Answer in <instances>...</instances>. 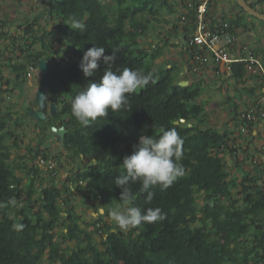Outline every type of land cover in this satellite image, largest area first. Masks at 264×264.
<instances>
[{"label": "trees", "instance_id": "1", "mask_svg": "<svg viewBox=\"0 0 264 264\" xmlns=\"http://www.w3.org/2000/svg\"><path fill=\"white\" fill-rule=\"evenodd\" d=\"M107 1L48 0L50 29L35 28L33 21L9 32L8 19L0 18V42L11 48L9 52L18 49L22 56V61L10 57L5 63L15 80L25 82L30 66L37 68L41 58L50 64L47 99L55 110L45 120L33 117L36 127L43 134L52 127L63 128V147L79 160L61 185L51 182L44 186L38 180L40 168L31 161L47 159L45 148L42 143L29 146L26 154H17L14 160L12 148L22 141L18 131L23 119L14 118L9 104L5 109L0 106V264H39L43 257L46 264H264V162L252 160L248 144L256 125L248 123L246 143L238 146L241 140L235 132L207 121L202 80L182 83L176 65L153 67L168 45L166 38L151 52L141 39L153 28L151 19L160 22L164 5L175 11L168 0H112V12ZM180 1L185 23L182 31L176 25L172 29L181 31L185 65L190 70L189 42L195 19L188 7L190 0ZM193 1L197 6L198 1ZM247 1L264 12V0ZM213 2L208 5V15L213 13ZM236 6L237 13L223 14L222 19L235 28L250 30L249 20L259 19ZM73 19L85 22L87 30H72L66 23ZM61 43L69 49V56L60 54ZM94 45L104 47L106 55L118 50L117 59L112 65L101 60L96 74L85 77L79 64L83 53ZM70 56L73 62L65 63ZM108 67L113 71L136 69L150 74L152 80L129 95L128 106L115 113L109 110L108 117L83 126L71 113V101L90 83L98 82ZM231 69L230 78L241 101L253 89L239 86L245 77L243 62L231 64ZM4 90L0 88V103L5 102ZM227 97L238 116L240 101ZM172 128L184 141L181 163L185 174L167 190L153 189L151 201L147 193H140L139 182L129 185L137 197L132 206L142 210L158 207L166 219L121 231L97 211L89 224L92 228L85 227L74 196L105 211L124 206L122 189L114 184L118 176L126 175L124 156L132 153L141 134L158 137ZM237 131L243 134L240 128ZM248 155L249 166L244 161ZM12 199L15 205L10 203ZM19 224L24 225L22 230H17ZM57 233L68 241L66 247L61 246Z\"/></svg>", "mask_w": 264, "mask_h": 264}, {"label": "rangeland", "instance_id": "2", "mask_svg": "<svg viewBox=\"0 0 264 264\" xmlns=\"http://www.w3.org/2000/svg\"><path fill=\"white\" fill-rule=\"evenodd\" d=\"M110 12L113 11L114 3L112 0L107 1ZM168 3L172 4L174 8V12L171 10L166 9V6L164 5L162 7V15L160 16L161 20L160 22L157 20H152V23L150 24V27H153L150 31V33L147 36H144L141 39V43L145 49H147L149 52H151L153 47L155 46H162V39L166 38V41L168 43L167 46L163 47V54L158 59L154 61V68H160L165 67L169 65H176L177 66V78L182 83H190L194 79L202 80L204 83V92L202 95V100L205 104V112L207 115V121L221 129H226L235 132L236 137L240 138L241 141L239 142L238 146H243L246 142L245 137H247V131L243 132L242 135H238V128L240 127L239 118H241V113L246 108V105L244 104L245 100H247V96H243L241 101L237 99L238 91H236L235 88V82L233 79L230 78V76L225 74H215L214 70L212 68H206L202 67L200 69L199 73H191L188 70L187 65H185V60L187 56H184L183 54V40H182V25L185 23L183 21V14H184V6L181 4L180 0H168ZM48 0H0V18L2 19H8L6 30L9 32L17 31L18 25L31 23L35 21L37 25L35 28H40L42 26L50 28L53 27L52 21L50 20V24L48 25ZM238 7L236 6L235 0H215L213 2V16L220 17L223 14L228 15H234L238 11ZM215 11V13H214ZM250 30H241L239 32L240 37L245 38L246 40L250 41L252 45H254L257 41L263 40L264 44V24L261 23L259 20L255 18H251L250 20ZM11 22L13 23V27L11 28ZM178 26L177 30H181L178 33H175L172 28L174 26ZM15 28V29H14ZM7 44V42H6ZM9 45V42L8 44ZM4 50L3 53H8L10 55L11 52H7L9 49H6L3 47ZM60 54L69 56L70 52L69 49L66 47L64 43H61ZM20 53L18 49L15 51V55ZM1 56V54H0ZM11 56V55H10ZM1 61V60H0ZM2 62L5 63L4 60ZM71 63L73 62L72 57L70 56L67 60H65V63ZM37 69V83L40 84V71ZM0 82V88H4L6 90L2 92V97L5 98V102L0 103V106L2 108H6L7 104L6 101L10 100V98L17 99L20 103L21 101V107L22 102L23 103V116H20L21 119H23V125L19 127V133L21 134L22 141H19V147H13L12 148V156L13 159H17V154H26L27 148L29 146H36L39 142L38 139H40V143L44 146V153L47 154V160L49 162H54L55 167L53 170H49L46 168H40V178L39 181L43 182V185L50 184L51 182L57 185H61L63 183L64 178L67 175V171L71 170L72 168L76 167L78 163V158L73 157L64 147L61 142L62 134L58 130V128H49L45 134L39 130L36 125L33 123V116L31 117L30 111H29V100L28 96L30 93H32L31 89H29L26 86V82H23L20 80L18 85H15L16 88H11V80L13 79L12 75L10 73H3V77L1 78ZM7 83V84H6ZM6 84V85H5ZM224 85V86H223ZM2 86V87H1ZM224 87V88H223ZM230 95V99L232 100H239V108L237 110L238 116L235 117L234 111H233V103L228 100L227 95ZM9 96V97H8ZM8 97V100H7ZM36 98V96H35ZM35 98H33V101H35ZM48 106L50 103L48 102ZM9 103V102H8ZM35 104V102H34ZM10 111H15L14 106H10ZM29 111V112H28ZM47 118V116H46ZM45 118V119H46ZM44 119V120H45ZM244 140V141H243ZM250 145L249 147V154H252V160H256L258 163L264 162V136L255 137L252 140V143H248ZM46 145V147H45ZM240 155H243L242 150L239 151ZM244 156V155H243ZM227 159L231 162L232 157L230 155H227ZM37 159L31 162L34 163ZM28 162V159H26ZM244 161L247 166L251 163V157L248 155V157H244ZM74 205L76 206V210L78 214L81 215V221L84 223L83 225L87 227L88 229H91L92 227L89 225L92 223V220L97 215V211L99 214L103 216L107 221H112L113 224L115 222L112 220L110 216V212L112 210H116L117 208H120L123 210L124 206L119 207H109L106 211L100 207V205H94L91 201L85 202V198L82 196H74ZM61 234V232H59ZM57 238L59 242L61 243V246L64 248L66 247V244L68 241H65L63 236L60 237V235L57 233ZM96 239L99 240L100 237L96 236ZM47 259L46 257H43L39 264H46Z\"/></svg>", "mask_w": 264, "mask_h": 264}, {"label": "clouds", "instance_id": "3", "mask_svg": "<svg viewBox=\"0 0 264 264\" xmlns=\"http://www.w3.org/2000/svg\"><path fill=\"white\" fill-rule=\"evenodd\" d=\"M78 33L87 30V24L73 19L66 23ZM118 50L105 54L104 47L93 46L83 53L79 67L85 77H92L101 60L112 65L117 59ZM152 80L150 74L139 70L124 68L113 71L108 67L99 81H93L87 88L79 92L71 101V113L77 122L89 126L98 118L108 117L109 110L113 113L129 105L128 97L145 88ZM46 97L45 95H41ZM129 111L131 108L129 106ZM183 139L175 128L162 131L158 137L141 134L138 143L133 145L130 155L122 160L126 175L118 176L114 184L122 189L120 200L123 201V210L117 208L110 212L112 220L121 231H128L140 227L143 223H156L166 219V214L160 208L142 210L132 206L136 194L132 191L131 183H140V193H147V200L151 201L153 189L159 187L167 190L185 174L181 163L183 159ZM15 205V199L10 200ZM23 224L16 226L22 230Z\"/></svg>", "mask_w": 264, "mask_h": 264}, {"label": "built area", "instance_id": "4", "mask_svg": "<svg viewBox=\"0 0 264 264\" xmlns=\"http://www.w3.org/2000/svg\"><path fill=\"white\" fill-rule=\"evenodd\" d=\"M190 0L188 7L194 13L195 28L191 34L189 45L192 48L191 73H199L202 67L212 68L217 75L232 73L231 64L244 63L245 77L239 85L253 89V94L244 98L246 108L239 118L240 130L248 132L247 125L261 126L264 130V44L255 43L240 37L239 32L244 29L235 28L228 20L222 17L208 15L209 3L213 0ZM223 66V67H221ZM34 67L30 66L27 76L32 75ZM245 120V125L241 124ZM34 165L39 168L53 170L54 162L38 157Z\"/></svg>", "mask_w": 264, "mask_h": 264}, {"label": "crops", "instance_id": "5", "mask_svg": "<svg viewBox=\"0 0 264 264\" xmlns=\"http://www.w3.org/2000/svg\"><path fill=\"white\" fill-rule=\"evenodd\" d=\"M48 20H49V22H48V25L50 24V17L48 18ZM14 25H13V23L11 22V28L13 27ZM42 28L43 29H50V27L49 26H47V27H44V26H42ZM15 29V28H14ZM14 32H16V30L14 31ZM259 39V38H258ZM257 39V40H258ZM256 40V43H258V44H260V43H262L263 42V40L261 39V41H257ZM37 46H39V45H37ZM4 45H3V42H0V48H1V50H4ZM7 52H9V50L7 51ZM11 55V56H10ZM10 55H8V53H3V51H2V54H1V56H0V69H1V72H2V74L3 73H10L11 75H12V73L10 72V69L6 66V62H7V59H9L10 57L11 58H13V60L15 61V60H18V61H22V56H21V53H18L17 55H15V53L14 52H11L10 53ZM2 60H4L5 61V63L4 62H2ZM221 67H223V66H221ZM29 70H30V68H29ZM12 77H13V75H12ZM37 77H38V75H37V69L34 67V69L32 70V75L31 76H27V82H26V86L29 88V89H31V91H32V93H30L29 94V96H28V100H29V104L30 105H28L29 106V111H31V110H33V109H35V108H37V104H34V102H36V98H35V96H36V91H37V89H38V87H39V85L38 84H36L37 83ZM19 84V81H17V80H15L14 78L11 80V88H16V86L15 85H18ZM14 88V89H15ZM9 97V96H8ZM8 97H7V100H8ZM33 98H35V101H33ZM9 102V103H8ZM8 102L6 101V104H10V106L12 105V106H14L15 107V111H11V112H13L14 114H13V116H14V118L15 117H19V116H23V103L24 102H22V107H21V101H20V103L18 102V100L17 99H14L13 97L12 98H10V100H8ZM11 110V109H10ZM52 109H51V105H47L46 106V116H48L49 114H51V111ZM28 111V112H29ZM30 116H31V114H29ZM32 117V116H31ZM34 121V120H33ZM34 124L36 123L35 121L33 122ZM240 128V127H239ZM241 129V128H240ZM59 130V129H58ZM259 136H264V130H263V128H262V126H261V123L259 124V126H257L256 125V127H255V129L253 130V136H249V138L248 139H252L253 140V138H255V137H259ZM38 142L40 143V139H38ZM42 147L44 148V146H43V144H42ZM45 147H46V145H45Z\"/></svg>", "mask_w": 264, "mask_h": 264}, {"label": "water", "instance_id": "6", "mask_svg": "<svg viewBox=\"0 0 264 264\" xmlns=\"http://www.w3.org/2000/svg\"><path fill=\"white\" fill-rule=\"evenodd\" d=\"M236 3L248 14L253 15L254 17L258 18L259 20L264 22V12H261L260 10L256 9L252 5L248 3L247 0H235ZM38 69L40 71V84L36 91V104L37 108L30 111V114L39 120H44L46 118V106L47 103V97H48V88H49V71H50V64L45 58H41L38 61ZM45 95L46 97H42L41 95ZM51 105V111L54 112L55 105ZM55 128V127H53ZM63 128H59V131L62 134Z\"/></svg>", "mask_w": 264, "mask_h": 264}]
</instances>
